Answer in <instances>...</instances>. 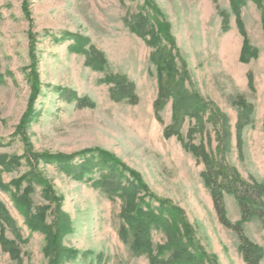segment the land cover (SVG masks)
Listing matches in <instances>:
<instances>
[{
	"label": "rangeland",
	"instance_id": "rangeland-1",
	"mask_svg": "<svg viewBox=\"0 0 264 264\" xmlns=\"http://www.w3.org/2000/svg\"><path fill=\"white\" fill-rule=\"evenodd\" d=\"M143 20L158 37L165 33L160 27L166 29L174 45L160 37V46L171 51L178 75L169 86L194 96L199 111L177 105L174 114L170 97L155 112L154 50L132 32ZM73 36L87 41L86 53L70 50ZM244 40L249 51L242 61ZM101 57V68L88 66V59ZM33 78L39 91L30 105ZM29 106L33 117L21 137ZM27 144L34 155L71 159L67 170L55 162L31 163L54 201L23 179L30 171ZM190 147L206 155L214 174L234 172L264 188V0H0V157L15 162L0 176V207L10 218L4 235L15 251L0 244V264L51 261L44 236L31 233L14 207L11 194L26 189L31 210L45 208V225L56 229L64 215L69 229L60 244L74 255L61 264H150L148 251L133 248L136 230L123 217V201L95 185L109 169L75 176L100 150L125 166L115 174L122 188L133 190L131 173L142 180L146 190L136 197L170 225L177 221L176 233L188 252L203 256L201 264H246L237 233L217 218L201 177L206 164ZM222 205L227 221L261 249L264 264V219L244 222L231 195L222 194ZM142 236L153 264L175 255L164 230L148 227Z\"/></svg>",
	"mask_w": 264,
	"mask_h": 264
},
{
	"label": "trees",
	"instance_id": "trees-1",
	"mask_svg": "<svg viewBox=\"0 0 264 264\" xmlns=\"http://www.w3.org/2000/svg\"><path fill=\"white\" fill-rule=\"evenodd\" d=\"M236 8V7H234ZM237 23L239 25V30L242 31L240 20L237 18ZM162 32H165L164 35H159L160 37H164L165 46H173L174 43L169 35L166 33V29L160 27ZM152 30L150 29V25L146 21H141L136 26V28L132 29L133 34L137 37L142 38L146 41L148 47L154 50V53L151 56V62L153 65H156L157 69V79H158V99L154 104L155 112L161 109V101L166 100L168 98L173 99V113L175 114L179 109L176 107L177 105H181V107L187 111H199L200 107L196 98L190 95L188 92L180 93L178 89H171L169 85L172 84V81H176L178 77L176 72V66L173 63V56L170 50H167L166 47H161L160 43H162L160 37L157 35H153ZM74 39V45L70 48V50H75L76 53L84 52V45L87 43L86 40L81 39L77 36L72 37ZM249 51L247 48V42L244 40L241 52V59L243 61L244 54ZM86 53V52H84ZM90 54V53H89ZM88 54V55H89ZM91 56V54L89 55ZM100 58V57H99ZM34 57L32 62H34ZM103 62V58L99 59L98 63L90 61L88 59V66L97 69L95 65L100 67V64ZM101 68V67H100ZM32 84V98L30 101V105L33 104L35 100V96L39 91V83L36 79L31 80ZM166 86H169V90ZM129 94H123V98H127ZM180 107V106H179ZM29 109L27 113L23 116L20 127L18 128V133L21 137L25 136V131L29 127V123L32 120V111ZM176 117V115H175ZM175 135H178L177 133ZM180 139V138H179ZM181 141V139H180ZM27 143V142H26ZM28 150L25 151V161L28 163L30 171L23 177L24 180L28 183V187L31 189V184H38L42 188V196L49 198L54 201V197L52 196V190L49 186V183L43 179L42 174L32 165L33 160L35 162L41 163H50L55 162L59 164L60 167H64L67 170V166L69 165V161L71 160L67 156L58 155H34L30 153V145L27 144ZM186 146H184V149ZM189 150L199 159L206 164V169L203 173H201V177H203L205 186L211 191L212 203L214 205L215 212L217 214V218L220 223L227 229L234 231L237 233L239 238V250L242 255L243 261L246 264H260V258L262 256L261 249L253 246L247 240V238L241 232V227L238 224H231L227 221L225 217L224 205H222V194L231 195L235 198L238 205L241 208V214L243 221H247L250 218H260L264 219V204L261 202L262 197H264V188L260 186H255L253 184H249L246 181L242 180L238 175L234 172H228L224 175L214 174L211 171V167L208 163L207 157L203 152H199L195 147H190ZM87 153V152H86ZM84 153L83 155H85ZM93 153H97L92 158L84 159L81 165H78L77 168L79 173L76 174L78 178H83L84 176L91 175L96 171L101 173V171L106 168L109 169V174H100L99 181L95 182L97 188L100 191H103L105 194L109 196L111 199H115L116 197L121 199L124 203V214L126 221L130 224L133 231L137 236V239L134 243V250L139 251H148L150 255V264H153V257L151 256V250L149 248L148 241L144 240L143 234H146L148 231V227L158 228V230L162 229L165 231L166 235H168L169 243L167 245V249H174L175 255L171 257L168 261H156L155 264H201L203 256H194V254L188 252L187 245L182 243L177 231V221L174 220L173 224H169L161 215L155 216L152 210V207L149 203H146L144 199H138L136 197V192L139 190H146L145 185L142 184V180L139 179L134 173H131L133 179L136 180V185H134L133 190L131 188H122L121 183L116 180L115 174L117 172H121L122 169H125L116 158L110 155L107 152L102 150L96 151ZM82 155V156H83ZM14 161L6 162L5 159L0 157V176L3 170L11 171V167H14ZM15 185L20 184V180H16L14 182ZM30 189H26L20 196L17 194H11L12 201L14 207L17 211H19L24 217V223L30 232H37L44 236L46 240V249L45 253L47 257H51V261L49 264H61L63 259H67L70 256L74 255L73 252L62 249L61 248V235L69 229L67 224H64L63 214L57 219L55 224L57 225L56 229L52 226L45 225L46 218V210L45 208L41 210H36L33 212L31 210L32 201L30 200ZM261 199V200H260ZM163 203H160L162 205ZM164 205V204H163ZM170 211H175L174 208L170 209ZM0 244L7 252L10 254H14V249L12 247H7L10 243L5 238V226H9L10 218L4 212V210L0 207ZM138 227L140 229H138ZM142 227V228H141ZM188 239V237H187ZM173 250V251H174ZM16 253V252H15Z\"/></svg>",
	"mask_w": 264,
	"mask_h": 264
}]
</instances>
